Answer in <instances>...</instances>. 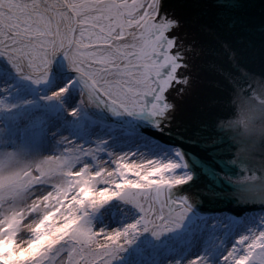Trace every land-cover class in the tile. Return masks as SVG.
I'll return each instance as SVG.
<instances>
[{
  "label": "snow or ice",
  "instance_id": "6c2138e0",
  "mask_svg": "<svg viewBox=\"0 0 264 264\" xmlns=\"http://www.w3.org/2000/svg\"><path fill=\"white\" fill-rule=\"evenodd\" d=\"M246 3L176 0L188 10L181 17L165 0H0V60L6 76L39 86L62 57L72 77L39 99L63 103L78 89L76 105L65 108L73 119L105 109L146 114L159 129L199 96L209 109L233 107L235 119L217 126L237 130L247 143L264 139V71L249 66L257 33ZM259 37L264 54V14ZM9 87H0L5 97ZM16 108L0 98V112ZM55 119L38 110L0 126V264H122L141 234L158 240L182 227L193 206L172 190L193 177L181 151L130 159L134 153L108 152L103 141L85 146L57 136ZM49 136L59 147L41 155L37 144ZM112 201L134 219L105 226ZM213 254L187 264H264V219L214 262Z\"/></svg>",
  "mask_w": 264,
  "mask_h": 264
},
{
  "label": "water",
  "instance_id": "95a60500",
  "mask_svg": "<svg viewBox=\"0 0 264 264\" xmlns=\"http://www.w3.org/2000/svg\"><path fill=\"white\" fill-rule=\"evenodd\" d=\"M165 8L175 11L177 16L184 17L185 11L188 14L187 8L176 7V0H165ZM245 8L257 33L254 50L248 56L249 66L256 72L264 71V54L259 37L264 0H247ZM62 61L63 58L58 57L52 72L55 76H72L70 69L63 68ZM183 106L188 108L191 115H180L179 112L172 121L161 122L159 129L149 122L146 114L131 118L125 113L116 118V114L104 109L105 115L99 117L134 128L135 132H142L162 143L177 146L193 158L192 163L187 158L185 162L191 164L195 178L188 185L174 188V197H186L190 203L198 204L199 208L205 210L229 209L232 214L264 212V139L257 138L245 143L246 138L240 137L237 130L218 127L221 120L227 122L235 119V109L227 103L209 109L199 96H193ZM178 123L183 125L181 133L170 131L172 124L175 127ZM207 142H211V146H206ZM191 193H195V196ZM251 209L259 211L245 212Z\"/></svg>",
  "mask_w": 264,
  "mask_h": 264
},
{
  "label": "rangeland",
  "instance_id": "374dc122",
  "mask_svg": "<svg viewBox=\"0 0 264 264\" xmlns=\"http://www.w3.org/2000/svg\"><path fill=\"white\" fill-rule=\"evenodd\" d=\"M70 77H54L49 82L34 86L30 82L19 80L14 75L6 76L3 70V61L0 60V87L6 84L10 85L9 95L5 97V94L0 92V98H5L9 104L17 105V108L10 113L0 112V126H4L7 120L8 126L11 128L17 117L26 118L39 110L55 114L53 130L56 131L57 136H68L85 146L103 141L108 152L117 155L134 153L135 155L130 156V159L137 160L160 157L167 159L177 151L175 147H162L141 135H135L122 125L103 120L95 108H89L86 112L81 113L80 116L86 115L89 119L83 124L79 122V118L73 119L67 116L65 108L74 107L79 100V90L76 88L70 89L68 94L62 98L63 103L44 102L39 99L41 96L49 95ZM27 88L32 89L31 96L28 95ZM26 100L33 103L23 104V101ZM75 123H80L78 124L79 130H77L80 137L69 134L66 129L67 124ZM57 136H49L37 144L41 155L51 154L55 148L59 147L55 142ZM3 139L5 138H0V140ZM7 139L10 143L15 140V135L10 132ZM0 146L3 145L0 144ZM104 158L107 159L106 156ZM111 204L112 208L105 220L111 221L112 227H120L123 223L131 222L134 219V214L121 202L112 201ZM261 219H264V212L244 214L236 218H231L228 215L197 218L194 214H189L180 229L163 234L158 240L151 237L149 233L141 234L136 243L124 254L122 264H175L176 261H179L180 264H187L194 256L206 254L209 249H214V254L209 257L214 262L224 246H230L237 235L245 232L248 228L256 227ZM196 244L200 245L198 252L194 249ZM175 252L177 255H174Z\"/></svg>",
  "mask_w": 264,
  "mask_h": 264
},
{
  "label": "bare ground",
  "instance_id": "6f19581e",
  "mask_svg": "<svg viewBox=\"0 0 264 264\" xmlns=\"http://www.w3.org/2000/svg\"><path fill=\"white\" fill-rule=\"evenodd\" d=\"M60 65H61V61H60ZM62 66H63V68L68 69L65 61H62ZM52 78H54L53 72H51V74H50L49 79H48L47 82H49V80H51ZM27 93H28L29 96H31V95L33 94L32 89L30 90V89L27 88ZM95 109H96V108H95ZM97 113H98L99 115H105V110H104V109H97ZM130 117H131V118H134L133 116H130ZM101 118H102V117H101ZM116 118H119L118 114H116ZM102 119L105 120V121H108V122H112V121H114V120H110V119H106V118H102ZM128 129L131 130V131H133L134 133H138V132H135V131H134V128H129V127H128ZM177 197H181V196H177ZM192 211H193V212L195 213V215L198 216L199 218L204 217L203 214H201V213H196L194 210H192ZM191 213H192V212H191ZM191 213H190V214H191ZM224 214H225V213H224ZM224 214H220V215H224ZM228 214H229V213H228ZM216 215H217V214H216ZM218 215H219V214H218ZM240 215H244V214H240ZM210 216H212V215H210ZM229 216H230V215H229ZM104 225L107 226V227H112V226H113V224L111 223V221H108V220H104ZM178 248H179V247H178ZM178 248H177V249H178ZM177 249H176V250H177ZM194 249L198 252L199 249H200V245H197V244H196ZM174 255H177V252H175Z\"/></svg>",
  "mask_w": 264,
  "mask_h": 264
}]
</instances>
